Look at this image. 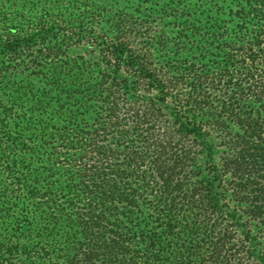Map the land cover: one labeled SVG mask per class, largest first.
Here are the masks:
<instances>
[{
    "label": "trees",
    "instance_id": "1",
    "mask_svg": "<svg viewBox=\"0 0 264 264\" xmlns=\"http://www.w3.org/2000/svg\"><path fill=\"white\" fill-rule=\"evenodd\" d=\"M111 2L0 0V264H264V0Z\"/></svg>",
    "mask_w": 264,
    "mask_h": 264
},
{
    "label": "rangeland",
    "instance_id": "2",
    "mask_svg": "<svg viewBox=\"0 0 264 264\" xmlns=\"http://www.w3.org/2000/svg\"><path fill=\"white\" fill-rule=\"evenodd\" d=\"M109 1H113V2H111V4H114L115 2L119 3V5H117V7H114L115 9L124 10L123 6H126V8H131V9H134L136 11L139 10L140 12H142V14H145V15L151 13L155 9L156 10H162V12L166 11V15H171V17L169 18V20H170L174 16V8H175L174 2L176 0H109ZM224 1H225V6H229L228 1H231V0H224ZM167 6L168 7L170 6V9L167 8ZM156 12H158V11H156ZM163 16H165V15H163ZM154 17H156L155 13H154ZM163 19L166 20L167 22L169 21V20H167V16L163 17ZM76 53L78 55L79 54L82 55L84 58H86L87 60H90L91 62H94L95 58L97 56V54H95V55L89 54V51H87V50H86V52L83 50H81V51L78 50V51H76ZM83 78H91V77H90V75L85 73Z\"/></svg>",
    "mask_w": 264,
    "mask_h": 264
}]
</instances>
